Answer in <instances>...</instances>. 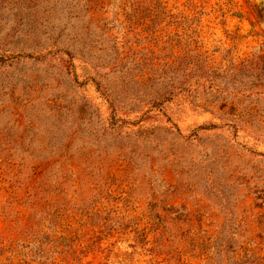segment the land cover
Here are the masks:
<instances>
[{
	"label": "rangeland",
	"instance_id": "obj_1",
	"mask_svg": "<svg viewBox=\"0 0 264 264\" xmlns=\"http://www.w3.org/2000/svg\"><path fill=\"white\" fill-rule=\"evenodd\" d=\"M148 2L0 0V264H264V0Z\"/></svg>",
	"mask_w": 264,
	"mask_h": 264
},
{
	"label": "trees",
	"instance_id": "obj_2",
	"mask_svg": "<svg viewBox=\"0 0 264 264\" xmlns=\"http://www.w3.org/2000/svg\"><path fill=\"white\" fill-rule=\"evenodd\" d=\"M128 2H131V3H135V0H127ZM147 1H149L148 3H152V4H154V5H157V6H159L161 3H163V0H147ZM71 67H73V64L71 65ZM73 69H71V73H73ZM213 127H215V126H207V127H205V128H213ZM202 128H204V127H202Z\"/></svg>",
	"mask_w": 264,
	"mask_h": 264
}]
</instances>
